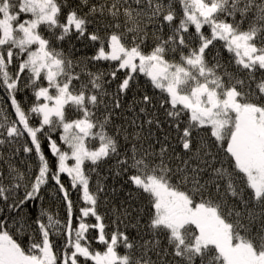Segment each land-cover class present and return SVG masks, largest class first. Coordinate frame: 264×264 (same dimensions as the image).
<instances>
[{"label":"snow or ice","instance_id":"snow-or-ice-1","mask_svg":"<svg viewBox=\"0 0 264 264\" xmlns=\"http://www.w3.org/2000/svg\"><path fill=\"white\" fill-rule=\"evenodd\" d=\"M0 264H264V0H0Z\"/></svg>","mask_w":264,"mask_h":264},{"label":"trees","instance_id":"trees-1","mask_svg":"<svg viewBox=\"0 0 264 264\" xmlns=\"http://www.w3.org/2000/svg\"><path fill=\"white\" fill-rule=\"evenodd\" d=\"M90 54H91V51H89V55ZM120 196H123V193H120ZM73 199H74V201L76 200L75 194H73ZM45 207H49L53 211L58 210L60 212L61 216L64 215L63 206L62 205H58V204H54L51 200H48V199L45 200ZM100 211H101L102 214H104L105 213V208L103 206H101ZM106 222H108V221H106ZM110 228H111V224H109V230H110ZM94 246L97 247L99 250H103V246L102 245H95L94 244Z\"/></svg>","mask_w":264,"mask_h":264}]
</instances>
